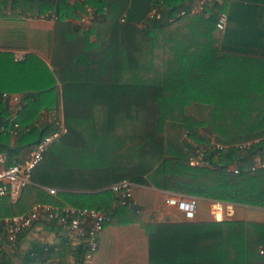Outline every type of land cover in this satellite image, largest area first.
<instances>
[{
    "label": "trees",
    "instance_id": "1",
    "mask_svg": "<svg viewBox=\"0 0 264 264\" xmlns=\"http://www.w3.org/2000/svg\"><path fill=\"white\" fill-rule=\"evenodd\" d=\"M190 2L0 0V25L56 17L54 29L41 37L47 58L32 51L38 45L31 32L17 42L15 25L0 27V151L12 165L57 130L62 116L68 129L47 149L18 201L0 195L2 217L27 213L43 202L105 209L112 223L130 222L140 217L135 209L113 207L111 186L124 179L264 208V167L252 168L264 160V46L262 53L257 48L258 56L248 54L252 47L244 53L225 51L216 14L208 19L179 15ZM88 5L98 13L92 24L70 20L80 18ZM227 6L216 3L230 21L234 15L264 17V0H233L232 8ZM153 8L161 18H151ZM251 21L247 31L264 34V26ZM233 32L225 31L226 37ZM16 50L26 52L18 58ZM4 92L23 94L15 118ZM43 111L53 116L45 121ZM15 121L19 128L13 133ZM213 139L229 147L219 153L207 150L206 163L192 165L194 143L209 147ZM244 141L253 143L240 151L236 144ZM233 164L239 172L230 169ZM48 188L59 191L53 195ZM40 222L59 226L42 217L16 242L5 227L0 230V264H14L18 241ZM164 227L179 230L176 240L181 241L166 252L164 264L168 259L171 264H264V222L156 224L150 231L151 264H156L154 250Z\"/></svg>",
    "mask_w": 264,
    "mask_h": 264
},
{
    "label": "crops",
    "instance_id": "2",
    "mask_svg": "<svg viewBox=\"0 0 264 264\" xmlns=\"http://www.w3.org/2000/svg\"><path fill=\"white\" fill-rule=\"evenodd\" d=\"M223 1L227 3V8L230 9L233 0H220V2ZM54 16V14L51 15L52 18ZM52 18L46 20L29 19V21L40 24V28H38L37 31V33L40 32L39 42H37L38 47L32 48V51L39 52V54L45 58L48 57V53L41 42V37L45 32L54 29L55 20H52ZM250 19H252L251 23L253 26L257 28L264 26L260 24V22H264L263 15H246L244 18L239 17V15H234L232 21L228 20V25L225 30H234L232 36L227 38L225 31L222 33L217 32L225 51L229 52V50H231L232 52L230 53L232 54L234 50H241L242 53L244 50L251 51L250 48L252 47L254 48V52H248V54L257 55V48H259V52L262 53L264 34L251 31L250 33L247 31V28L251 27ZM70 20L76 23L78 18H72ZM41 28L45 29V31H42ZM235 31L238 34H236ZM19 51L23 50H16L17 54H19ZM23 54H21V56H23ZM229 72H234V70ZM237 72L240 71L237 70ZM194 106L193 104V107ZM201 106L208 109L210 107L208 105ZM52 116L53 114L51 115L43 111V119L45 121ZM61 118H63V116ZM29 151L30 150L23 151L20 158L27 155ZM138 187L142 188L138 191ZM47 190L49 191V188ZM170 194L171 192L153 186L136 184L133 201L134 205H132L131 208L135 209L136 214H140V217L130 222H110L106 225L104 231L101 233V245L96 258V264H151V228L156 224H180L186 221L180 211L166 204V198ZM1 200L2 199H0V230L5 231V220L8 217H2L4 213V204ZM214 201L215 200L200 198L197 217L194 221L207 222L215 220L211 215ZM234 205L244 212L238 213V217L236 218L229 219L264 222V208L238 204ZM217 218L221 219L222 215L218 213ZM160 233L162 237L160 240L158 239L157 245L155 246L156 250H154L156 264H164L166 252H171L174 245H181V241L176 240V235L179 233V230L177 231L175 228L164 227L160 229ZM75 237L76 236H73L61 226H54L52 224L47 225L40 222L33 226L30 232L26 233L18 241L17 246L19 255L14 264H78V258L81 257L84 252V245L82 240ZM166 262L171 264L173 263V259H168Z\"/></svg>",
    "mask_w": 264,
    "mask_h": 264
},
{
    "label": "built area",
    "instance_id": "3",
    "mask_svg": "<svg viewBox=\"0 0 264 264\" xmlns=\"http://www.w3.org/2000/svg\"><path fill=\"white\" fill-rule=\"evenodd\" d=\"M75 1V0H74ZM220 0H191L189 7L180 11L179 15H201L205 19L212 17L216 14V26L220 31H225L228 25V13L223 10H218L216 3ZM151 18H161V13L157 8H153L150 13ZM98 17L95 9L88 5L86 12L82 14L76 24L81 26H89ZM52 17H41L33 19H51ZM174 17H170L172 21ZM52 20L56 21L54 16ZM18 58L22 56L17 54ZM2 99L8 101L14 108L15 116L23 103L22 93L4 92ZM14 121V120H13ZM58 129L46 135L37 145L34 150H30L27 155L20 158L16 163L9 165L8 156L5 152L0 151V195L9 197L12 202L20 199L23 190L26 186L33 181V171L36 166L43 160L44 154L47 149L60 137L67 133L68 129L65 124L64 118L57 121ZM19 128V123L14 122L11 132L16 133ZM257 141V140H256ZM253 141H244L237 143L236 146L240 151L246 150L252 145ZM194 155L190 157L192 165H203L206 163L205 153L207 150L215 151L217 153L229 147L228 144L216 141L213 139L209 147L200 146L194 143ZM264 167V160H258L252 165V168ZM235 172L240 171L237 164L230 167ZM136 184L130 179H124L111 186L115 192L116 198L113 207L119 204L134 205V191ZM51 194L58 193L57 188H49ZM200 198L197 196L183 195L178 193H171L166 198V204L176 208L183 215L186 221H193L197 217ZM223 205H227V209L223 210ZM217 206V207H216ZM234 204L225 203L222 201L213 202V214L217 217V210L222 214L225 212L228 215L234 213ZM42 217H48L57 225L63 227L74 236L83 238L85 244V251L81 264H96V258L100 250V237L106 225L112 221L108 211L98 208H78L71 205H54L50 203L39 202L34 205L32 210L27 213L14 215L5 220V230L7 237L12 242H16L22 231L31 227L36 221ZM218 219V218H217ZM264 253V250H261Z\"/></svg>",
    "mask_w": 264,
    "mask_h": 264
},
{
    "label": "rangeland",
    "instance_id": "4",
    "mask_svg": "<svg viewBox=\"0 0 264 264\" xmlns=\"http://www.w3.org/2000/svg\"><path fill=\"white\" fill-rule=\"evenodd\" d=\"M11 24H13V26L15 25V28H16V33L18 35L17 37V42H21L23 41V37H27L28 33L31 32V36H33L34 38H36L37 42L38 39H39V35H40V32L37 33L38 31V28H40V24L37 23V22H32V21H29V19L27 20H21L19 22H12V23H8L7 26L5 25H1L2 29H5L6 27L8 28L9 26H11ZM42 31H45V29H42ZM25 34V35H23ZM36 42V44H37ZM41 44V43H40ZM44 45V44H43ZM35 48V47H34ZM19 55L25 53L23 51H19L18 52ZM209 129H211V127L209 126ZM211 131V130H210ZM212 134V132H211ZM142 187H138L137 190L139 191ZM217 207V206H216ZM213 209V207H212ZM227 209V205H223V210L225 211ZM244 211L243 210H239L238 207L234 206V213L232 215H228L226 212L224 214H222V219H217L216 215L213 214L212 212V217L215 219V220H223V219H229V218H236L238 217V213H243Z\"/></svg>",
    "mask_w": 264,
    "mask_h": 264
},
{
    "label": "bare ground",
    "instance_id": "5",
    "mask_svg": "<svg viewBox=\"0 0 264 264\" xmlns=\"http://www.w3.org/2000/svg\"><path fill=\"white\" fill-rule=\"evenodd\" d=\"M218 213H220V214L222 215V213H221V211H220V210H217V214H218ZM218 219H220V218H218ZM221 219H222V218H221Z\"/></svg>",
    "mask_w": 264,
    "mask_h": 264
}]
</instances>
